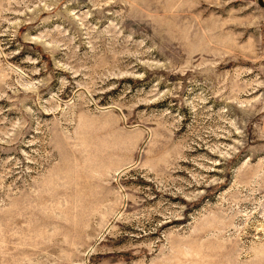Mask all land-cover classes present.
Masks as SVG:
<instances>
[{
  "label": "rangeland",
  "instance_id": "rangeland-1",
  "mask_svg": "<svg viewBox=\"0 0 264 264\" xmlns=\"http://www.w3.org/2000/svg\"><path fill=\"white\" fill-rule=\"evenodd\" d=\"M0 264H264L257 0H0Z\"/></svg>",
  "mask_w": 264,
  "mask_h": 264
},
{
  "label": "water",
  "instance_id": "water-1",
  "mask_svg": "<svg viewBox=\"0 0 264 264\" xmlns=\"http://www.w3.org/2000/svg\"><path fill=\"white\" fill-rule=\"evenodd\" d=\"M258 5L264 9V0H257Z\"/></svg>",
  "mask_w": 264,
  "mask_h": 264
}]
</instances>
